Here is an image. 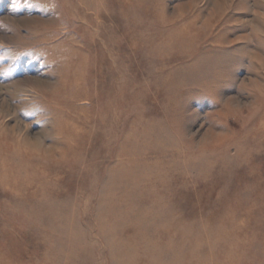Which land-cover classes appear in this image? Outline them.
I'll return each mask as SVG.
<instances>
[{"label": "rangeland", "instance_id": "1", "mask_svg": "<svg viewBox=\"0 0 264 264\" xmlns=\"http://www.w3.org/2000/svg\"><path fill=\"white\" fill-rule=\"evenodd\" d=\"M0 264H264V0H0Z\"/></svg>", "mask_w": 264, "mask_h": 264}]
</instances>
